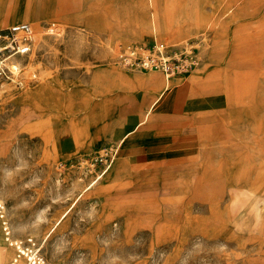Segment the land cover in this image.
Here are the masks:
<instances>
[{
	"label": "rangeland",
	"instance_id": "obj_1",
	"mask_svg": "<svg viewBox=\"0 0 264 264\" xmlns=\"http://www.w3.org/2000/svg\"><path fill=\"white\" fill-rule=\"evenodd\" d=\"M67 4L0 0L1 48L13 26L32 28L29 52L0 55V264H264V0H156L164 33L143 25L149 8L140 2ZM14 6V20L3 21ZM154 39L193 59L171 78L186 129L167 158L125 161L124 147L96 132L115 118L136 123L139 90L113 68L149 75L121 65L118 53ZM96 74L109 98L99 124L45 111L60 104L50 90L86 92L92 77L103 86Z\"/></svg>",
	"mask_w": 264,
	"mask_h": 264
},
{
	"label": "crops",
	"instance_id": "obj_2",
	"mask_svg": "<svg viewBox=\"0 0 264 264\" xmlns=\"http://www.w3.org/2000/svg\"><path fill=\"white\" fill-rule=\"evenodd\" d=\"M66 2L70 3V0H61L62 10L71 8V5ZM119 2L122 7L131 9L136 7L135 3L138 5L140 2L141 7L145 6L149 8V17L143 25H150L152 30L156 32H159L158 30L162 33L166 32L164 28L169 25V22L167 19L162 18V15L156 13V0H119ZM46 10L47 9L42 5L40 9H38V12H44ZM16 13H18V7H7L5 13L2 14V20H8L9 18V21H12ZM33 14H35L33 8L30 3H27L22 9L23 20L28 21ZM135 36L137 35L134 33L126 35L128 38H133ZM113 71L118 81L121 82L126 89L135 88L134 90H139V93H135L136 99H134L137 121L133 126H125L124 121L122 123L117 118H115L114 121L112 119L111 124H106L104 127L105 135L102 134L101 136L99 132H96L98 135L96 137H98L99 140L100 136L102 143H108L106 138L113 139L115 143H119L120 139L125 136L121 144L122 149L124 147V152L121 150L122 152L120 153L122 154V159L125 161H130L133 156H147V159L167 158V155H169V152L174 147L176 139L178 140L186 129L184 123L186 118L183 113L176 109L172 95V91L177 89L176 81L171 79L167 81L164 75L159 72H149V75L141 76L115 68H113ZM95 76V79L104 81L103 86L99 85L100 87H97L94 83L95 80H93L94 77H92L90 87L86 92L80 91L76 94L72 93L61 96L59 93L50 90L52 94L57 96L60 104L59 106H53L54 109L52 110L43 107L47 104L51 105L47 102H45L42 107L45 108L47 113L54 110V113L50 114H60V109L64 114L79 112L81 113L80 115H83L86 113L91 116L92 122L99 124L97 123V115L107 111L109 98L105 96L106 76L99 74ZM235 83L238 88L241 87L240 79H236ZM63 137L65 138L66 135ZM68 137H74L72 127L69 130Z\"/></svg>",
	"mask_w": 264,
	"mask_h": 264
},
{
	"label": "built area",
	"instance_id": "obj_3",
	"mask_svg": "<svg viewBox=\"0 0 264 264\" xmlns=\"http://www.w3.org/2000/svg\"><path fill=\"white\" fill-rule=\"evenodd\" d=\"M9 35L12 38L11 46H6L2 49L0 47V55L3 54L4 50L13 51L15 54L30 51L32 28L28 24L13 26L9 31ZM2 36L3 34L0 33V38ZM118 60L121 65L128 69L147 73H162L167 81L178 74H187L194 66L193 59L189 55L181 54L179 57H174L172 55V46L156 39L148 42H136L122 47L118 53ZM3 64L0 65V77L7 74V67ZM3 210L4 207L0 204L1 218H5ZM4 230L7 234H10L9 227L5 221Z\"/></svg>",
	"mask_w": 264,
	"mask_h": 264
},
{
	"label": "bare ground",
	"instance_id": "obj_4",
	"mask_svg": "<svg viewBox=\"0 0 264 264\" xmlns=\"http://www.w3.org/2000/svg\"><path fill=\"white\" fill-rule=\"evenodd\" d=\"M28 6V5H27ZM154 9V8H153ZM12 12V11H11ZM23 16V15H22ZM153 18V17H152ZM8 20H9V18H8ZM158 21V20H157ZM158 23V22H157ZM2 49V48H1ZM11 69H12V71L14 72V73H16L17 71H18V69H19V66H18V64L16 63V64H13L12 66H11ZM44 89H45V84H42L41 86H39L38 87V89L35 91L36 93H38V95H41L43 92H44ZM137 127V126H136ZM130 132V131H129ZM124 138H125V136L124 137H122L121 139H120V141H119V147H121V144H122V142H123V140H124ZM118 147V148H119Z\"/></svg>",
	"mask_w": 264,
	"mask_h": 264
}]
</instances>
